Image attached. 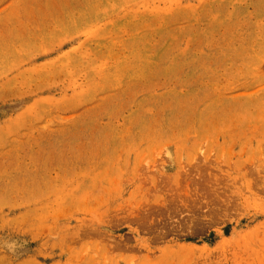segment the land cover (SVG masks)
<instances>
[{
    "label": "rangeland",
    "instance_id": "1",
    "mask_svg": "<svg viewBox=\"0 0 264 264\" xmlns=\"http://www.w3.org/2000/svg\"><path fill=\"white\" fill-rule=\"evenodd\" d=\"M0 264H264V0H0Z\"/></svg>",
    "mask_w": 264,
    "mask_h": 264
}]
</instances>
